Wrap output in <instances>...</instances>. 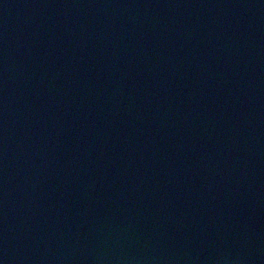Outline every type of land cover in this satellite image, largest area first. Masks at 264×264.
I'll list each match as a JSON object with an SVG mask.
<instances>
[{
	"label": "water",
	"instance_id": "1",
	"mask_svg": "<svg viewBox=\"0 0 264 264\" xmlns=\"http://www.w3.org/2000/svg\"><path fill=\"white\" fill-rule=\"evenodd\" d=\"M0 264H264V0H0Z\"/></svg>",
	"mask_w": 264,
	"mask_h": 264
}]
</instances>
